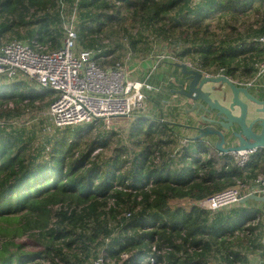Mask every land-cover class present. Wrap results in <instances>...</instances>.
<instances>
[{
    "label": "trees",
    "instance_id": "1",
    "mask_svg": "<svg viewBox=\"0 0 264 264\" xmlns=\"http://www.w3.org/2000/svg\"><path fill=\"white\" fill-rule=\"evenodd\" d=\"M62 2L77 11L78 46L93 50L104 67L120 59L110 48L101 49L105 31L117 26L133 48L150 34L180 41L185 48L180 55H191L196 69H222L238 82L253 77L264 59L256 41L264 31V0H0V36L55 50L64 33ZM222 17L228 18L229 29L220 35L211 21ZM248 17L253 20L244 35L237 25ZM53 95L47 89H28L22 81H5L0 84V117L13 102L50 98V104ZM99 124L103 131L95 136ZM104 124L95 120L58 128L37 151L22 134L6 131L0 123V264H74L66 249L77 257L93 242L101 245L97 238L113 233L103 251L112 264L244 262L223 249L243 229L247 215L231 216L224 210L210 214L198 202L236 180L245 181L264 161V148L243 168L227 154L210 153L203 142L171 155L162 140L170 130L167 123L140 116L129 130L138 150L129 155L123 143L111 148L116 133ZM179 201L188 205L173 204ZM54 205L59 208L52 215ZM36 230L50 237L42 250H25L15 241ZM123 253L128 254L124 259ZM209 255L216 256L206 261Z\"/></svg>",
    "mask_w": 264,
    "mask_h": 264
},
{
    "label": "built area",
    "instance_id": "2",
    "mask_svg": "<svg viewBox=\"0 0 264 264\" xmlns=\"http://www.w3.org/2000/svg\"><path fill=\"white\" fill-rule=\"evenodd\" d=\"M68 9L76 11L75 7L69 6ZM73 24L72 17L64 27V37L60 47L52 51L41 47L35 41L33 46L16 39L0 41V79L10 81L24 76L34 81L39 89L53 91L55 98L49 104L48 114L55 128L75 126L95 120L108 123L114 117H128L133 112L144 109L147 92L157 90L149 78L154 74L161 59L158 58L148 69L146 77L141 80L133 79L123 61L104 67L95 60L93 50L76 49L77 32ZM256 41L264 49V31ZM167 58L172 62L176 61L173 55L169 54ZM187 66L190 67L189 64ZM263 71L264 59L258 63V73ZM254 152L256 148L233 152L237 165L245 166ZM244 190L264 194V173L250 184L240 182L236 186L217 191L200 200L198 205L211 211L226 209L240 201ZM126 215L128 216L129 213ZM260 243L264 260V230ZM127 256L126 253L121 255L123 259ZM150 262H154V256L150 257ZM88 264H112V262L107 258L106 252H101Z\"/></svg>",
    "mask_w": 264,
    "mask_h": 264
},
{
    "label": "rangeland",
    "instance_id": "3",
    "mask_svg": "<svg viewBox=\"0 0 264 264\" xmlns=\"http://www.w3.org/2000/svg\"><path fill=\"white\" fill-rule=\"evenodd\" d=\"M65 5H61L62 7V14H64V24H63V31L64 27L67 26L69 21L74 19V27L76 28L77 25V11H70ZM64 7V9H63ZM249 20L246 22H240L238 23V31L242 34L247 33V27L249 23H251V18L248 17ZM2 21L0 17V22ZM76 22V23H75ZM229 20L226 17L217 18L211 21V28L218 34L223 35V33L229 29L228 28ZM107 32V36H104L102 39V45L101 49H104L106 47L113 50V52L117 55H119L120 59L119 61H123L124 66L128 69V71H132L130 74V77L136 80H139L141 77V72L146 69V67H142L143 64L150 61H156L158 58L161 59L159 63H165V61H168L167 56L173 55L176 58L175 62H181L185 64H189L190 67L192 66L195 68V63H193V60L190 59L191 55H185L181 56V52L183 51L184 46L180 44V41L174 42L172 41H165L162 40L155 35L150 34L146 37L145 43H139L135 48H133L129 42L128 35H126L121 29L117 26L114 29H108L105 31ZM23 34V32H22ZM102 35V34H101ZM100 35V36H101ZM9 34H3L0 36V40L7 41L9 40ZM64 37H61V41ZM77 46L76 49H80L81 47L78 46V41L76 42ZM96 52V51H95ZM129 57V58H127ZM174 62V63H175ZM159 67V66H158ZM157 67V69H158ZM257 67V65H256ZM149 69V68H148ZM156 69V70H157ZM155 70V71H156ZM148 70H146L147 72ZM212 71H215L213 69ZM218 72V69L216 70ZM156 73V72H155ZM178 72L175 71V76L178 78ZM11 83H17L19 81H22L23 84L26 86V88H36L39 89V87L36 85L34 81L29 80L28 78L24 76H20L16 79L10 80ZM170 81H173L170 79ZM242 81H244L242 79ZM5 81H1L0 84L4 83ZM10 84V83H9ZM7 84V85H9ZM53 97V96H51ZM49 99L46 98L43 100L36 101L34 103H20L16 105L13 102V105H9L6 112H4V115L0 117V123L2 126L6 129V131H10L12 133H20L23 135L25 142L28 141V145H30L31 150L36 149L37 151L46 144V142L52 138L57 133V129L51 122L50 116L48 114V108H49ZM159 99H167L166 96L161 95ZM10 108V109H9ZM9 111V112H8ZM147 116L151 118H156L160 116L158 110L156 112H149L146 108L133 112L128 117H114L109 120V123L104 124V127H107L109 125V129H112L113 132L116 133V135L112 139L111 148H115L118 144L123 143L126 145L129 155H132L133 152L137 151L138 148L135 147L134 144H132V140L129 138V130L130 127L135 123V120L140 116ZM103 131V127H101V124H99L94 130L93 133L95 136L98 133H101ZM110 153V150L106 151L104 154L106 156ZM110 155V154H109ZM158 161L161 162V160L166 161V159H161L158 157ZM129 160L130 157H129ZM187 206L188 201H179L177 203L173 204H179ZM59 208V205L51 206V212L53 215V212L57 211ZM122 213V212H120ZM125 214V212H123ZM122 213V214H123ZM52 221V220H51ZM51 221L49 223H51ZM113 226V222L110 221ZM50 225V224H49ZM35 232V233H34ZM39 230L28 232L26 235L20 236L15 238L16 242H20L23 244L25 250L30 251H37L42 250L44 248L43 244L48 243L50 241V237L48 235L39 236L40 234ZM115 236V233L112 234L109 238H104L103 240L101 237L97 238V241H102V244L96 245L95 242L92 243L90 250H87V252H81L77 254V257H73V251H69L66 249L67 252H69L70 259L72 263L74 264H88L89 261L98 253H101L104 251L106 245L111 240V238ZM78 252V251H75ZM75 258V259H74ZM111 261V260H110Z\"/></svg>",
    "mask_w": 264,
    "mask_h": 264
},
{
    "label": "crops",
    "instance_id": "4",
    "mask_svg": "<svg viewBox=\"0 0 264 264\" xmlns=\"http://www.w3.org/2000/svg\"><path fill=\"white\" fill-rule=\"evenodd\" d=\"M253 17H251V20H253ZM262 18H264V16H262ZM249 39H253V38H249ZM155 62L150 61L149 63L146 62L145 64L142 65V67L144 68L146 67V69L141 72L140 80L146 77L147 75L146 70H148V68L150 69V67ZM158 66H159L158 69L155 71L156 73L154 72V74H152L149 78V81L154 86H156L157 90L147 92L145 108L149 112H154V111L156 112V110H158L160 116L156 117L155 119L151 117H147L145 115L142 117H145L150 120L167 123L166 125L170 130H168L164 134V136H162V140L163 142H168V145L166 146L165 149L168 152L170 151L171 155H174L177 154V152L182 151L183 148L191 145L194 146L198 143L197 141H191L190 138L194 135V133L188 127L189 123H191V119L194 118L193 112L191 111L192 101H189L181 91L180 85H181L182 75L180 73V69L175 66L174 62L168 60L165 61V63H158ZM175 71L178 72L177 73L178 78L175 76ZM131 72L132 71L130 70L129 73L131 74ZM209 74H211L212 76L225 75L222 69L218 70V72L216 73H209ZM170 79L173 81H170ZM233 81H235L238 85L241 86H249V91L253 95L257 96L259 99H264V71L262 73H258V64L254 76L251 77L249 80L240 81V82L236 80ZM161 95L166 96L167 99H159ZM53 97H55V93ZM207 142L209 141H206L205 143ZM209 143L211 144V145L209 144L210 153L221 157L227 154L230 157L232 163L237 164L233 152L231 153L218 152L216 149H214L213 142H209ZM210 153L207 155H210ZM256 154H257V149L256 152H254L251 155V158H253V156H255ZM263 173H264V161H259L258 166L254 170L249 172V175L247 177H245L244 179L245 181L236 180L235 184L232 186H236L240 182H245L246 184H250L252 180L262 175ZM249 194H252L250 193L249 190L243 191V197ZM254 194L264 197V194L261 193H254ZM222 210L226 211L227 213L229 212L231 216H233L237 212L240 213L242 212L247 215L245 218L243 229L236 231L234 233V236L229 238L227 248L223 249V252L224 250L225 253L231 250L235 254L240 255L242 259H244L243 263H240L238 261L236 264H264V260L261 253V243H260L261 234L262 231L264 230V201H259L256 199H248L245 202L239 201L236 205ZM207 211H209L210 214L214 213V211L211 210H207ZM211 255H209L206 261H212V259L217 254L214 255L213 257H210ZM214 264H222V263L215 262Z\"/></svg>",
    "mask_w": 264,
    "mask_h": 264
},
{
    "label": "water",
    "instance_id": "5",
    "mask_svg": "<svg viewBox=\"0 0 264 264\" xmlns=\"http://www.w3.org/2000/svg\"><path fill=\"white\" fill-rule=\"evenodd\" d=\"M174 64L182 75L181 91L192 101L191 141L213 142L221 153L264 148V99L227 75H205L185 63ZM248 199L264 201L263 196L252 193L240 202Z\"/></svg>",
    "mask_w": 264,
    "mask_h": 264
}]
</instances>
